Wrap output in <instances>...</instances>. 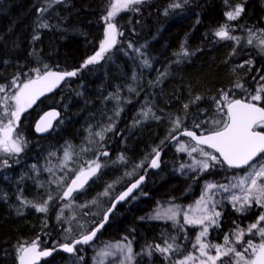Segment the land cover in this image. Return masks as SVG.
Masks as SVG:
<instances>
[{
  "label": "trees",
  "instance_id": "16d2710c",
  "mask_svg": "<svg viewBox=\"0 0 264 264\" xmlns=\"http://www.w3.org/2000/svg\"><path fill=\"white\" fill-rule=\"evenodd\" d=\"M107 2L0 0V85H10L14 79L26 81L37 68L41 72H76L20 116L16 133L25 149L16 160L0 162V264H16L21 244L38 240L40 248L53 247L84 234L74 232L70 235L76 236L64 240L67 225L56 220V210L42 214L30 206L21 207L19 199L38 195L39 182L50 176H37L32 167L42 168L52 152L80 144L89 130L108 121L118 103L123 109L119 117L112 116L115 123L107 138L111 150L122 154L123 161L100 169L73 197L77 203L92 200L133 165L143 161L148 165L160 153L158 167L149 169L141 189L115 208L95 240L126 239L135 264L163 263L166 253L155 246L166 247L165 241L176 247L169 255L183 257L195 236L193 227L172 228L167 221L148 219L150 207L172 196L186 204L198 196L203 182H222L227 174L240 171L214 163L197 176L184 178L176 170V141L164 146L179 131L170 132L177 118L180 130L212 131L208 122L223 93H228L229 99L247 100L236 85L254 87L260 74L254 71L261 57L251 55L256 63L253 60V66L248 67L250 57L241 56L240 47L225 43L215 31L226 24V12L237 6L243 9L232 23L238 31L264 29V0H141L114 18L119 33L115 45L85 66L103 37L102 15ZM256 103L264 106V100ZM51 107L59 109V120L47 136L35 135V119ZM143 109L150 111L144 120L137 115ZM128 182L120 184L118 192ZM186 190L190 193L184 195ZM93 212L86 217V232L102 218L103 213ZM260 215L261 207L239 212L226 206L208 233L209 241L220 244L226 236L235 238L239 229L247 230ZM253 233L246 238H254ZM86 248L77 246L75 251ZM239 249L243 252V247ZM61 256L54 253L40 264H50ZM216 264H231V260L219 259Z\"/></svg>",
  "mask_w": 264,
  "mask_h": 264
},
{
  "label": "rangeland",
  "instance_id": "374dc122",
  "mask_svg": "<svg viewBox=\"0 0 264 264\" xmlns=\"http://www.w3.org/2000/svg\"><path fill=\"white\" fill-rule=\"evenodd\" d=\"M110 0H108L106 8L104 10V13L102 15V20L104 23V32L103 37L101 41L104 39V33L105 28L107 26V22L103 19L107 15V11L109 10ZM136 4L129 5L128 9H131L133 7H136ZM231 11H234L231 10ZM230 12V11H228ZM227 13V12H226ZM236 20V19H235ZM235 20L229 21L226 16V24L228 25V31L230 32L231 36H234L238 39H224V42L227 44H230L231 46H238L241 50V56H249L248 58L251 63H248V67L253 66V60L254 58L251 55L259 56L261 57V60H259L255 73L260 72L259 78L256 79L258 82L254 84V87L249 89V87H237L238 91L242 93L247 100L250 99L251 95H255L257 89L264 85V80L261 79L262 76H264V66L262 65V62L264 61V51H262V46L260 44L261 40H264V29L259 28H240L239 31L233 25L232 23ZM113 22V21H112ZM264 22V18H263ZM220 27L217 28V30ZM216 30V31H217ZM215 31V32H216ZM119 33L117 30L116 35V42L118 40ZM217 37V36H216ZM219 38V37H218ZM244 39V41H243ZM249 39L252 40V43L249 44ZM100 41V43H101ZM115 45V44H114ZM111 48V47H110ZM108 48L107 51L110 49ZM100 49V44L98 51ZM253 50L257 51L254 54L251 52ZM97 51V52H98ZM107 51H105L103 54H105ZM96 54V53H95ZM94 54V55H95ZM92 55V56H94ZM91 56V57H92ZM101 58V57H100ZM98 58V59H100ZM245 62V61H244ZM254 60V64H255ZM246 66L247 64L244 63ZM261 70V71H260ZM35 76V75H34ZM32 76L31 78H33ZM12 83L10 85H4L5 91L0 92V124H6L8 122V116L4 114V109L6 107V104L4 103L5 100H7V97H9L12 93L16 91L15 87H11ZM241 85V84H239ZM56 89V88H55ZM54 89V90H55ZM132 90V88H131ZM48 93V91L44 92L43 95ZM264 95V94H262ZM40 95L39 97H41ZM38 97V98H39ZM222 97V96H221ZM220 97V99H221ZM38 98L35 100V102L24 112L29 110L38 100ZM218 99V100H220ZM115 101V99H113ZM119 99H116L118 102ZM259 102V101H255ZM8 105H14V102L11 100H7ZM122 103L117 104V109L114 111L113 115L109 117L107 122L101 123L97 128H94L92 130H89L84 137V139L80 142L78 145H67L63 147V149L60 152H52L49 155L48 163L44 167H32L31 171L35 175H39L40 173L49 174L47 178L44 179L43 182H39V186L37 189H39L38 195L36 194L33 198L28 199L25 197L20 198L19 205L21 207L30 206L34 210H36L33 205H43L45 202H47V211L41 212L42 214H48L50 210H56L55 212V218L56 220H62L67 226L65 228V234H63L64 240H69L71 237H74L78 234L86 233L87 226L89 223L87 222V218L91 215V211L93 210L94 214H102L104 210L107 208L108 203L110 200L115 196V194L118 192L120 184H122L125 181H130L134 177L138 175L140 172L139 170L143 168L144 165H146V162H138L130 170H127L123 172L124 174L120 176L118 179H115L107 184V186L99 192L92 200L85 202V203H77L76 199L73 197L72 199L68 201L62 200V193L65 189V186L67 185L68 181L74 177L81 168L87 169L89 162L95 161L96 163L100 164L99 169H104L106 166L115 165L123 159H121L122 154L120 153H114L115 149L111 150L112 148L109 145V138H107V134L110 133L112 128L114 127V123L112 122V116H120L123 107L121 108ZM136 108V105L134 106L133 110ZM22 112L20 116L24 113ZM149 109H143L141 112H138L137 115L140 116L139 118L144 120L149 117ZM223 118V113L218 110V104L216 103L215 109H214V115L209 120V125L215 129L217 125L214 123V121L221 120ZM17 121L14 124V132H13V138L19 139L21 148L24 146L23 141L20 137L17 136L16 133V125ZM175 126V123L172 126L171 131L180 130L181 127L178 129ZM181 126V125H180ZM96 133H101L103 138L101 139V136L96 135ZM108 141V142H107ZM181 145L184 146L186 149L185 151H180ZM195 146L194 143H192L189 139H179L177 140L173 145V150L176 155V164H177V173L182 175L184 178L187 177L189 174H195L197 176L199 173L205 171L202 167L201 161H205L207 158L201 155L199 152H192V147ZM202 147V146H200ZM205 151L213 152L209 149H206L203 147ZM69 151L71 154V159L65 161L64 159V153L65 151ZM21 152V151H20ZM19 153H4L3 151H0V162L4 163V161H11L16 160ZM107 152L108 155H102V153ZM151 158V157H150ZM149 158V159H150ZM2 159V160H1ZM210 165L214 164L215 162L208 161ZM159 165V161H158ZM94 167V165H93ZM157 168V167H156ZM139 171V172H138ZM247 169H241L240 171H235L233 173L226 175V180L222 182H215V181H206L202 183V188L200 193L197 197H195L193 200L187 202L186 204L180 202L177 199H174L173 196L170 197L166 202L164 203H157L150 207L148 209V212L146 214V217L150 220H161V221H167L172 228L176 227H193L195 228V236L192 239V243L189 246L190 250L188 253L184 254L183 257H177L175 258L174 255L170 254L169 252L166 253L164 256L165 260L161 264H180L181 261H184L186 257L192 256L193 260L187 261V264H200L201 259H206V257L200 256L199 251V244H197V237L200 235L201 231L207 227L208 231L207 233L201 237V242L209 245H222L225 248L227 247H235L237 251H240V247L249 240V238H246L245 235L248 234L247 230L245 231V235L243 237V241L240 243H230L228 245H225V240H223L222 243L217 244L213 243L212 241H209L208 233L209 231L215 227L218 224V220L220 218L222 209L226 206H232L239 212H246L247 210L250 211L252 207H261L262 209V215L264 212V206L253 202L245 204L243 200L234 202L231 200V196L233 194L243 196V193L240 191L239 188H230L228 192H225L222 188L218 187L220 185L229 186L231 184H234L237 182V180L246 175ZM217 185L215 188H208V185ZM107 192V194H105ZM190 191H187L184 193V195H187L186 193ZM51 197V199H49ZM204 198V205H201V207H205L207 211L202 213L199 211L192 212L191 209H194L196 207V201L200 200L201 198ZM243 205V207H241ZM214 206V207H213ZM178 208L179 214L176 216L175 220L169 219L166 215H164L165 211L168 209ZM37 211V210H36ZM219 212L220 215L218 217H213L215 220V223H212L209 220H206L204 224H187L184 222V213L187 212L190 217H200L202 215H212V212ZM39 212V211H37ZM160 214L159 216L157 214ZM71 223V225L69 224ZM259 226H264V221L261 222ZM90 230V229H89ZM255 229L253 232L255 233ZM76 233V235H70L71 233ZM236 238V237H235ZM235 238H229L230 241L234 242ZM253 243L258 244L261 241V237L258 234L254 235V238L251 239ZM121 245H129V242L124 239L120 238L117 241H108V240H99L91 243L90 245L86 246V249H79L75 251L74 254L71 255H64L58 258H55L54 261L50 264H84V259L87 260L86 264H135V261L133 260L132 253H128L127 247L124 248L123 251H120L119 249L115 247H107L106 246H113L116 244ZM195 245V247H194ZM173 249L176 250V247L173 245ZM101 250L108 251L110 253H113V255L105 256L101 258L99 256V253ZM209 255H215L216 251L215 248H209L208 249ZM169 255V256H168ZM131 256V259H128V257ZM231 260V264H236V258L234 254L229 253L227 256H221L220 260Z\"/></svg>",
  "mask_w": 264,
  "mask_h": 264
},
{
  "label": "snow or ice",
  "instance_id": "6c2138e0",
  "mask_svg": "<svg viewBox=\"0 0 264 264\" xmlns=\"http://www.w3.org/2000/svg\"><path fill=\"white\" fill-rule=\"evenodd\" d=\"M139 3H141V0H110L107 15L103 17L107 22L104 39L100 43L99 51L85 62V66L95 63L98 58L102 57L103 53L107 51L108 48L116 43L117 25L112 21L118 13L127 10L129 5ZM242 11V7L237 6L234 11L226 13L227 19L229 21L237 19ZM41 26L46 27L47 25ZM215 35L220 39L225 40L238 39L230 35L228 25H222L215 32ZM248 43L251 44L252 40L249 39ZM260 44L264 46V40H261ZM261 50L264 51V47H262ZM248 63H251V61H248ZM144 64H148L147 60L144 61ZM46 68L47 66H45V69ZM32 71L35 73L33 78H28L26 81L21 80L19 82L16 79L13 80L11 87H15L16 91L7 97V100L13 101L14 105H8L7 100L4 101L6 104L4 114L9 117L6 124H0V151H3L4 153H19L22 150L19 139L13 138L14 124L20 119V114L24 112L26 108L30 107L40 95H43L44 92L51 91L56 87L66 76L76 75V72L60 73L50 70L41 72L39 68L33 69ZM261 79L264 80V76H262ZM236 87L242 88L243 85L238 84ZM4 91L5 86L0 85V92ZM262 94H264V85H261L257 89L256 94L251 95L249 100L229 99L228 93H223L221 99L217 101L218 110L223 113V118L214 121L217 125L214 130L208 132L207 135H197L195 131L185 129L181 134L188 136L195 141V146L191 149L192 152H199L207 158L205 161L200 162L204 170H207L210 166H214L210 165L208 161L227 165L229 168L233 169L248 170L246 175L240 177L237 182L231 184L230 187L224 185L218 186L225 192H228L230 188L240 189L243 196L233 194L231 196L232 201L238 202L243 200L245 204L254 201L257 204L264 206V106H258L257 103H254L255 101L264 100V95ZM196 99L199 100L200 98L197 97ZM184 107L187 108L188 105H185ZM55 115L56 113L46 114L47 117H54ZM174 123L175 127L178 129L180 127L179 118H177ZM195 127L200 128V125L197 124ZM257 128L260 130L257 131ZM44 130L46 129L41 128L39 124L37 125V131ZM96 135L101 136V139L103 138L101 133H96ZM201 145L212 149L213 152L205 151L203 147H200ZM179 150L185 151L186 149L181 145ZM102 155H108V153L104 152ZM156 156L157 158L159 157V152L156 153ZM64 159L65 161L71 159V154L67 150L64 153ZM121 159H123V157H121ZM4 163L6 164L7 161H4ZM151 167H158L156 158L152 159ZM99 168L100 164L95 161L89 162L87 170L81 168L75 175V178L71 180V183L67 185V189L63 194L64 197H70L73 191L83 187V184L86 183L88 177L95 175ZM142 179L143 177H141V180ZM139 183L140 181H137L132 184L126 192L118 197L117 202L124 200ZM215 187H217V185H208V188ZM105 194H107V192ZM49 199H51V197H49ZM204 203L205 201L202 197L200 200L196 201V207L194 209L190 208V211L206 212V206L201 207ZM33 207L39 212H46L47 202L43 205H33ZM114 207L115 204L112 205V208ZM241 207H243V205H241ZM112 208L108 211L111 212ZM178 214V208L168 209L164 213L169 219L173 220H175ZM157 215L159 216L160 214L158 213ZM219 215V212L213 211L212 215L205 214L200 217H190L189 214L185 212L184 222L187 224L202 225L206 220H209L212 223H215L213 217H218ZM104 220H107V213L104 216ZM262 221H264V215H260L257 222L251 224L247 229L248 233H253V230H256L253 234H258L261 237L260 243L255 244L251 239L247 240L242 245L243 252L237 251L234 246L225 248L222 245H209L201 242V237H203L208 231L207 227H205L197 237L200 256L206 257V259L200 260V264H216L221 256H227L229 253L234 254L236 264H264V226H259ZM103 226V223H100L96 228L91 230L89 234H85L80 239H77L74 244L66 243L61 245V247L65 252L73 253L76 244H88ZM244 235L245 231L239 229L237 233H235L236 238L234 242L230 241L229 237H225V245L242 242ZM165 243L167 244L166 247L156 245V250L161 253L175 250L173 249L172 244L167 243V241H165ZM107 247H115L120 251H123L124 248L127 247L128 253H131L132 251L130 246L121 245L119 243L113 246H106V248ZM213 247L215 248L216 254L209 255L208 249ZM18 252L19 264H37V261H39L41 257H47L51 254L49 250L40 249L38 240L32 241L27 246L21 244L18 248ZM109 255H113V253L105 250H101L99 253L101 258ZM128 259H131V256H129ZM189 260H193V257H186L184 261L180 262V264H187V261Z\"/></svg>",
  "mask_w": 264,
  "mask_h": 264
},
{
  "label": "water",
  "instance_id": "95a60500",
  "mask_svg": "<svg viewBox=\"0 0 264 264\" xmlns=\"http://www.w3.org/2000/svg\"><path fill=\"white\" fill-rule=\"evenodd\" d=\"M67 77H68V76H66L63 80H61V81L59 82V84H58L56 87H54L53 89L59 87V86L64 82V80H65ZM53 89H52V90H53ZM241 100H244V99H241ZM254 103H256V102H254ZM258 106H261V105L258 104ZM48 113H56V115H55L54 117H47L46 114H48ZM42 118H43V119H42ZM59 118H60V111H59V109L54 108V107H51V108L45 109V110H44L43 112H41V113L38 115V117L35 119V121H34V123H33V127H32L33 132H34L35 135H37V136H47V135L51 132V130L53 129L55 123L59 120ZM38 124L40 125L41 128H44V129H46V130H44V131H37V125H38ZM185 129H187V128H185ZM185 129H181V130L177 131L175 134H173V135L168 139V142L166 143V145L164 146V148H167V147L169 146L170 143H172V142H174V141H177V140H179V139H181V138H188L192 143L195 144V141L192 140L190 137L181 134ZM187 130L195 131V130H193V129H187ZM256 130L259 131L260 129H256ZM195 132H196V131H195ZM208 132H210V131H208ZM208 132H203V133H198V132H196V133H197V135H207ZM173 137H175V138H173ZM201 146L207 148L206 146H203V145H201ZM207 149L213 151V150L210 149V148H207ZM159 154H160V153H159ZM154 158L157 159V162L159 161V157L157 158L156 154L152 157V159H154ZM152 159H151V161H152ZM151 161H150L149 165L147 166V168L144 170V172H142L138 177H136L134 180H132L131 182H129L124 188H122V189H121V190H120V191H119V192L113 197V199L111 200L109 206H108L107 209L104 211V213H103V215H102V218H101V219H100V220H99V221H98V222H97V223H96V224H95V225H94L89 231H87L86 233H84V234H82V235H80V236H78V237H75V238L72 239L70 242H63V243L58 244V245H55V246H53V247L40 248L41 250H49V251L51 252V254H50L49 256H47V257H41V258L39 259V261H37V264H40L43 260L49 259V258H50L54 253H56V252H60V253L65 254V255H71L72 253L65 252V251L63 250V248L61 247V245L66 244V243H68V244H74V242H75L77 239H80V238H81L83 235H85V234H89V233L91 232V230H93L94 228H96L100 223H103V225L105 226V225L107 224L108 220H109L110 215H111L112 212L115 210V208H116L118 205H120V204L124 203L125 201H127L128 199H130V198H131V197H132V196H133L138 190H140L141 187L144 185V183H145V181H146V174H147V171H148L149 169H155V168H156V167H151ZM226 166H227V165H226ZM227 167H228V166H227ZM228 168H229V167H228ZM231 169H233V168H231ZM85 170H87V169H85ZM234 170H241V169H234ZM96 172H97V171H96ZM95 175H96V173H95ZM95 175H91V176H89L88 179H87V181H86V183L83 184V187L78 188L77 190L73 191V193L71 194L70 197H64L63 194H64V192H65L66 189H67V185L71 183V180H72L73 178H75V176L72 177V178L68 181V183H67V185H66V187H65V189H64V191H63L62 199H63V200H69V199L73 196V194H75V193L81 191L85 186H87V185L89 184V182L93 179V177H94ZM141 177H143L142 180H141ZM137 181H140V183L138 184V186H137L136 188H134V189L132 190V192H131L127 197H125L124 200H120L119 202H117V201H118V197H119L121 194H123L124 192H126V191L131 187V185L134 184V183H136ZM113 204H115V207H114V208H112V205H113ZM110 208H112V211H111V212L108 211ZM106 213H107V220L105 221V220H104V216H105ZM104 226H103L102 228H100V230L97 232L96 236H95V237L93 238V240L90 241L88 244H76L75 247H77V246H88V245H90L91 243H93V242L96 240L98 234H99V233L101 232V230L104 228ZM26 246H27V245H26ZM75 247H74V250H75ZM18 257H19V254H18ZM18 257H17V263H16V264H19V259H18Z\"/></svg>",
  "mask_w": 264,
  "mask_h": 264
},
{
  "label": "flooded vegetation",
  "instance_id": "af4514ba",
  "mask_svg": "<svg viewBox=\"0 0 264 264\" xmlns=\"http://www.w3.org/2000/svg\"><path fill=\"white\" fill-rule=\"evenodd\" d=\"M263 7H264V6H263ZM243 41H244V39H243ZM249 52H251V50H249ZM255 52H257V51H256V50H255V51L253 50V52H251V53L254 54ZM259 105H260V104H259ZM261 106H262V105H261ZM24 149H25V147L23 146V147H22V150H21V152H20V154L23 152ZM20 154H18L17 157H19ZM17 157H16V158H17ZM32 157H33V156H32ZM148 165H149V163H148ZM148 165H146V167L142 168V170L138 173V175H137L136 177H138L142 172H144V170L147 168ZM99 170H100V169L97 170L96 174L99 172ZM136 177H134L133 179H131L129 182H131L132 180H134ZM129 182H128V183H129ZM65 187H66V186H65ZM85 187H86V186H85ZM138 191H139V190H138ZM62 194H63V193H62ZM74 195H75V194H73V196H74ZM73 196H72L70 199H72ZM61 197H62V195H61ZM70 199H69V200H70ZM62 200H63V199H62ZM64 201H68V200H64ZM106 209H107V208H106ZM106 209H105V210H106ZM105 210H104V211H105ZM103 213H104V212H103ZM60 244H61V243H60ZM56 245H58V244H56ZM54 246H55V245H54ZM75 248H76V247H75ZM74 251H75V250H74ZM56 253H57V252H56ZM59 253H60V252H59ZM64 255H65V254H64Z\"/></svg>",
  "mask_w": 264,
  "mask_h": 264
}]
</instances>
